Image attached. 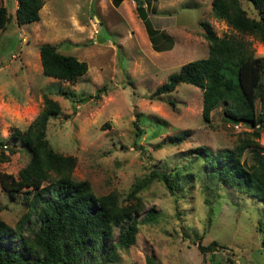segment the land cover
<instances>
[{
  "label": "rangeland",
  "instance_id": "obj_1",
  "mask_svg": "<svg viewBox=\"0 0 264 264\" xmlns=\"http://www.w3.org/2000/svg\"><path fill=\"white\" fill-rule=\"evenodd\" d=\"M141 2L156 44L167 48L156 49L134 0L117 7L111 0H44L39 20L23 25L14 21L16 0H0L11 13L0 29V172L17 175L28 162V149L12 133L24 132L45 97L52 98L60 111L48 119L46 138L55 151L75 157L73 179L87 180L96 196L115 191L125 203L132 184L151 171H180L187 180L184 198L157 181L143 189L141 211L155 208L158 221L141 225L134 244L117 249L114 260L89 264H228V258L264 264L258 230L264 203L222 185L210 162L194 152L200 146L212 155L233 151L251 129L225 122L220 107L204 121L198 87L180 83L171 93L151 95L181 65L207 56L201 21L218 36L235 31L212 15L211 0ZM241 5L255 16L250 3ZM245 39L264 57L263 43ZM43 44L85 61L87 71L73 83L43 75ZM179 134L183 140L171 141ZM252 140L240 156L248 165L264 150V131ZM26 190L12 199L0 186V220L11 227L26 211ZM198 240L225 248L202 253Z\"/></svg>",
  "mask_w": 264,
  "mask_h": 264
},
{
  "label": "trees",
  "instance_id": "obj_2",
  "mask_svg": "<svg viewBox=\"0 0 264 264\" xmlns=\"http://www.w3.org/2000/svg\"><path fill=\"white\" fill-rule=\"evenodd\" d=\"M123 0H111L119 6ZM139 16L156 49L168 46L158 42L151 31L150 21L141 0H134ZM255 10L250 16L241 0H211L212 15L224 20L235 33L218 36L208 21H201L208 54L181 65L176 73L151 94L153 97L173 92L180 83L198 87L202 91L201 115L210 122L211 113L221 108L225 122L244 124L251 129L233 151H219L212 155L207 148L194 152L213 166L211 176L222 185L252 196L264 203V150L257 162L248 165L240 160L242 152L264 131V57L255 56L246 36L264 44V0H246ZM14 21L17 25L32 23L40 18L44 0H16ZM11 22V13L0 4V29ZM167 42L171 40L165 39ZM42 74L70 83L83 75L88 65L73 55L59 52L54 45L39 47ZM60 106L45 97L43 108L28 124L25 131H13L29 151L28 162L17 175L0 172V186L10 198L27 189L22 196L26 211L15 227L0 220V264H89L90 260L106 263L116 258L117 249L134 244L141 225L155 224L159 212L143 208L139 193L154 182L162 183L177 197L186 195L183 173L151 171L136 180L121 203L118 194L110 191L96 196L87 180L76 181L72 172L76 164L73 155L55 151L46 138V124L56 116ZM249 134L251 137H249ZM182 134L171 138L181 141ZM51 194L50 199L45 195ZM261 246L264 249V219H258ZM199 239V238H198ZM202 253L213 255L225 248L216 241L206 245L197 243ZM228 264L233 260L227 259Z\"/></svg>",
  "mask_w": 264,
  "mask_h": 264
}]
</instances>
